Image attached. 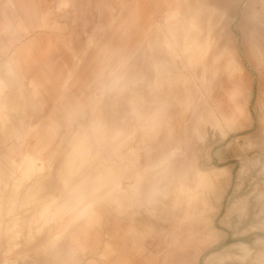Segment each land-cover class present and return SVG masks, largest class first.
<instances>
[{
  "label": "rangeland",
  "instance_id": "374dc122",
  "mask_svg": "<svg viewBox=\"0 0 264 264\" xmlns=\"http://www.w3.org/2000/svg\"><path fill=\"white\" fill-rule=\"evenodd\" d=\"M52 4L74 87L0 156V264H264V0Z\"/></svg>",
  "mask_w": 264,
  "mask_h": 264
},
{
  "label": "crops",
  "instance_id": "0c3cea01",
  "mask_svg": "<svg viewBox=\"0 0 264 264\" xmlns=\"http://www.w3.org/2000/svg\"><path fill=\"white\" fill-rule=\"evenodd\" d=\"M55 7L52 0H0V144L4 142L7 147L0 156L14 159L19 168L26 157L33 158L36 163L31 174L41 169L43 164L40 166L39 157L42 155L38 153L42 150V129H31L43 120V110H51L50 114L57 109L59 93L67 92L73 83L69 82L68 73L74 70L75 64L71 68L60 66L70 60L58 46L59 23ZM44 24L50 25L51 29H44ZM90 32L91 29H86L84 34L90 36ZM73 51L71 54L75 59ZM263 57L261 54L260 58ZM61 67L66 69L65 76H61ZM12 77L14 82L10 84ZM94 151H101V147L98 150L94 147L91 153ZM64 163L68 165L69 160ZM69 172L66 168L62 170L61 179L66 184ZM21 173L20 169L18 175L22 176ZM134 176L139 177L140 172ZM73 180L74 183L67 188L59 182L51 184L54 190L49 195L51 199L63 198L62 193L76 184ZM111 185V190L126 191L121 178H116Z\"/></svg>",
  "mask_w": 264,
  "mask_h": 264
},
{
  "label": "bare ground",
  "instance_id": "6f19581e",
  "mask_svg": "<svg viewBox=\"0 0 264 264\" xmlns=\"http://www.w3.org/2000/svg\"><path fill=\"white\" fill-rule=\"evenodd\" d=\"M26 166V165H25ZM27 167V166H26ZM248 255V254H247ZM257 255H258V253H257ZM259 257V256H258ZM260 258V257H259Z\"/></svg>",
  "mask_w": 264,
  "mask_h": 264
}]
</instances>
